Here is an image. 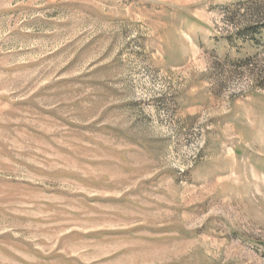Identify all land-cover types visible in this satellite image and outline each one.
<instances>
[{
	"label": "rangeland",
	"instance_id": "374dc122",
	"mask_svg": "<svg viewBox=\"0 0 264 264\" xmlns=\"http://www.w3.org/2000/svg\"><path fill=\"white\" fill-rule=\"evenodd\" d=\"M263 24L0 0V264H264Z\"/></svg>",
	"mask_w": 264,
	"mask_h": 264
},
{
	"label": "trees",
	"instance_id": "16d2710c",
	"mask_svg": "<svg viewBox=\"0 0 264 264\" xmlns=\"http://www.w3.org/2000/svg\"><path fill=\"white\" fill-rule=\"evenodd\" d=\"M261 27L262 28H258L259 30H258L257 33H259V31L261 32V30L264 29V24ZM256 29L257 28H254V27H252V28H246L247 33L245 34L246 36L243 37V39H245V38L249 37L250 35H252L253 33H255L254 31H256Z\"/></svg>",
	"mask_w": 264,
	"mask_h": 264
}]
</instances>
